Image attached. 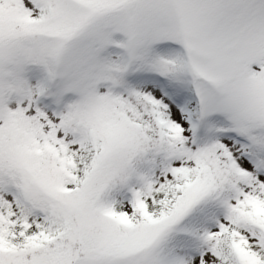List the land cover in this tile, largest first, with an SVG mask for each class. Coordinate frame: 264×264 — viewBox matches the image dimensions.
<instances>
[{
    "label": "snow or ice",
    "instance_id": "obj_1",
    "mask_svg": "<svg viewBox=\"0 0 264 264\" xmlns=\"http://www.w3.org/2000/svg\"><path fill=\"white\" fill-rule=\"evenodd\" d=\"M0 264H264V0H0Z\"/></svg>",
    "mask_w": 264,
    "mask_h": 264
}]
</instances>
